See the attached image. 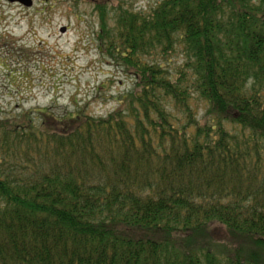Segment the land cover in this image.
<instances>
[{
	"label": "trees",
	"instance_id": "trees-1",
	"mask_svg": "<svg viewBox=\"0 0 264 264\" xmlns=\"http://www.w3.org/2000/svg\"><path fill=\"white\" fill-rule=\"evenodd\" d=\"M90 2L133 91L0 109V264H264V0Z\"/></svg>",
	"mask_w": 264,
	"mask_h": 264
},
{
	"label": "rangeland",
	"instance_id": "rangeland-1",
	"mask_svg": "<svg viewBox=\"0 0 264 264\" xmlns=\"http://www.w3.org/2000/svg\"><path fill=\"white\" fill-rule=\"evenodd\" d=\"M149 11L158 0H122ZM90 0H0V109L6 115L49 108L55 115L106 117L135 80L99 50L100 18ZM66 29L63 33L62 29ZM172 64H183L180 52ZM203 104H198L201 117Z\"/></svg>",
	"mask_w": 264,
	"mask_h": 264
},
{
	"label": "water",
	"instance_id": "water-1",
	"mask_svg": "<svg viewBox=\"0 0 264 264\" xmlns=\"http://www.w3.org/2000/svg\"><path fill=\"white\" fill-rule=\"evenodd\" d=\"M10 3H16V4H21L25 7H32L33 6V0H8ZM62 32L65 33L66 29H62Z\"/></svg>",
	"mask_w": 264,
	"mask_h": 264
}]
</instances>
